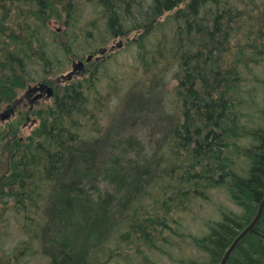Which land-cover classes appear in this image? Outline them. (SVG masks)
I'll list each match as a JSON object with an SVG mask.
<instances>
[{"label": "trees", "instance_id": "16d2710c", "mask_svg": "<svg viewBox=\"0 0 264 264\" xmlns=\"http://www.w3.org/2000/svg\"><path fill=\"white\" fill-rule=\"evenodd\" d=\"M65 1L0 0V104L28 85L35 56L46 58L44 22L71 13ZM104 1L117 36L176 9L169 15L173 35L165 49H155L153 62L165 60L178 70L173 78L183 122L161 129L146 157L132 135L107 133L79 143L75 116L84 107L82 84L66 86L55 92L53 105L40 109V126L28 142L15 137L7 143L12 160L0 192L20 200L29 177L54 183L41 228L44 250L52 264H81L91 261V253L96 261L101 242L115 230L132 231L129 240L153 248L162 228H170L167 214L224 187L241 211L220 207L219 219L207 221L208 231L192 239L207 260L184 263L218 264L264 196V0ZM131 99L125 113L148 109ZM155 193L158 211L145 210L144 195ZM226 264H264V209Z\"/></svg>", "mask_w": 264, "mask_h": 264}, {"label": "rangeland", "instance_id": "374dc122", "mask_svg": "<svg viewBox=\"0 0 264 264\" xmlns=\"http://www.w3.org/2000/svg\"><path fill=\"white\" fill-rule=\"evenodd\" d=\"M186 3L180 7H185ZM65 5L73 11L44 22L49 36L47 43L50 44L46 58L35 56L33 63L27 67L30 82L18 95L40 80L54 84L57 93L66 86L82 84L85 106L76 115L79 125L75 129L79 133V143L107 133L132 135L142 142L141 157H146L151 154L155 142L161 139V129L167 131L184 120V104L176 95L178 81L173 78L178 70L166 64L165 60L158 64L153 62L157 59L153 55L155 49H165L173 35L174 22L169 15L176 9L163 12L157 22H144L139 30L117 36V23L110 25L108 15L103 13L106 1L66 0ZM14 15L10 18L20 19ZM103 47L106 50L101 54L99 50ZM90 54L92 58L85 62L84 72L66 81L58 80L73 72V64L78 60L85 61ZM55 97L44 105H53ZM131 97H138L148 109L125 113ZM151 104L153 106L150 107ZM5 107L7 103L0 104V112ZM122 116H126L123 122ZM30 119L32 121L33 116ZM38 122L26 123L22 117L17 124L8 121L0 123V177L10 172L7 162L12 160L6 149L10 142L6 137L7 129H11V138L15 135L16 139L22 137L25 139L23 142H28L26 138L40 126ZM2 149L5 150L3 154ZM53 186L52 182H38L35 177H29L25 182L24 197L20 200L0 195V264H52L51 255L44 250L41 228L48 221L46 214ZM7 189L10 190L8 185ZM206 193L205 197L190 200L185 209H174L167 214L170 228H162L158 238H154L153 248L141 245L137 239L129 240L135 236L132 231L126 232V236L115 230L101 242L104 246L97 260L91 253L88 256L91 261L84 260L81 264H184L190 260L206 261L203 251L193 244V237L208 231L207 221L219 219L220 207L241 211L224 187L211 188ZM157 200V193L144 195V209L158 211L154 204ZM115 221L121 222L120 219Z\"/></svg>", "mask_w": 264, "mask_h": 264}, {"label": "flooded vegetation", "instance_id": "af4514ba", "mask_svg": "<svg viewBox=\"0 0 264 264\" xmlns=\"http://www.w3.org/2000/svg\"><path fill=\"white\" fill-rule=\"evenodd\" d=\"M84 67L85 66L82 68H76L73 71V74H70L68 78L72 77L74 74L78 75L81 72H84ZM46 86H51L53 88L51 95H49ZM55 92V85L46 80H40L36 84L28 86L25 92L18 95L13 101L7 103V107H5L2 112H0V123L8 121L12 124H17L18 121L22 120V117L25 118L26 123L36 124V121L38 122V120L40 122L39 111L41 108L46 106L44 104L47 100L53 99L55 97ZM31 116H33L32 121L30 119ZM10 130L7 129L6 137H9V140L12 141L16 136L13 135L11 138L9 135ZM19 140L24 139L21 137ZM4 151L5 150L2 149L1 154H3ZM1 194L2 192H0V195ZM1 196L4 195L2 194Z\"/></svg>", "mask_w": 264, "mask_h": 264}, {"label": "water", "instance_id": "95a60500", "mask_svg": "<svg viewBox=\"0 0 264 264\" xmlns=\"http://www.w3.org/2000/svg\"><path fill=\"white\" fill-rule=\"evenodd\" d=\"M120 44V43H119ZM105 49H102L100 52L103 53ZM91 58V55H89L87 57V60H89ZM83 61H78L77 63H74L73 65V69L75 70L76 68H82L83 67ZM71 74V73H70ZM70 74H68L67 76H63V78L69 77ZM46 89L49 93V95L52 94V88L50 86H46ZM264 209V196L261 199L258 208H257V212L254 216V218L252 219V221L234 238V240L231 242V244L228 246V248L225 250V252L223 253L220 263L219 264H224L228 258L230 257L231 253L233 252V250L235 249V247L238 245V243L243 239V237H245V235L255 226V224L257 223L259 217L262 214V211Z\"/></svg>", "mask_w": 264, "mask_h": 264}, {"label": "bare ground", "instance_id": "6f19581e", "mask_svg": "<svg viewBox=\"0 0 264 264\" xmlns=\"http://www.w3.org/2000/svg\"><path fill=\"white\" fill-rule=\"evenodd\" d=\"M56 49H57V48H56ZM129 86H130V85H129ZM119 94H120V93H119ZM91 97H92V96H91ZM116 101H117V100H116ZM84 106H85V105H84ZM111 106H112V105H111ZM93 110H94V109H93ZM114 111H115V110H114ZM114 111H113V112H114ZM98 112H99V111H98ZM113 112H112V113H113ZM88 114H89V113H88ZM79 116H80V115H79ZM75 117H76V116H75ZM80 118H81V116H80ZM41 123H42V122H41ZM42 126H44V125H42ZM89 127H90V126H89ZM86 128H87V127H86ZM13 130H14V129H13ZM14 131H15V130H14ZM40 131H41V130H40ZM34 132H35V131H34ZM38 132H39V131H38ZM87 135H88V134H87ZM83 136H85V135H83ZM30 137H31V136H30ZM36 138H37V137H36ZM39 142H40V141H39ZM16 144H17V143H16ZM27 149H28V148H27ZM24 157H26V156H24ZM1 195H2V194H1ZM262 213H263V211H262ZM261 215H262V214H261ZM260 217H261V216H260ZM260 217H259V219H260ZM259 219H258V221H259ZM258 221H257V222H258ZM256 224H257V223H256ZM256 224H255V225H256ZM254 227H255V226H254ZM254 227H253V228H254ZM253 228H252V229H253ZM252 229H251V230H252ZM251 230H250V231H251ZM250 231H249V232H250ZM240 232H241V231H240ZM240 232H239V233H240ZM249 232H248V233H249ZM248 233H247V234H248ZM247 234H246V235H247ZM246 235H245V236H246ZM238 244H239V243H238ZM228 259H229V258H228ZM227 261H228V260H227ZM227 261H226L224 264H226ZM219 263H220V261H219ZM219 263H218V264H219Z\"/></svg>", "mask_w": 264, "mask_h": 264}]
</instances>
